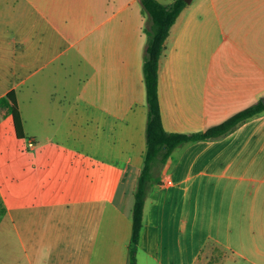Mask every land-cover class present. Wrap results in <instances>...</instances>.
<instances>
[{"label": "crops", "instance_id": "obj_1", "mask_svg": "<svg viewBox=\"0 0 264 264\" xmlns=\"http://www.w3.org/2000/svg\"><path fill=\"white\" fill-rule=\"evenodd\" d=\"M193 1L159 62L171 133L203 131L264 97V0ZM204 5L219 25L215 49L187 51L182 32ZM147 22L140 0H0V98L15 92L34 143L0 264H130ZM191 55L213 63L215 81L182 80ZM136 263L264 264V112L155 169Z\"/></svg>", "mask_w": 264, "mask_h": 264}, {"label": "trees", "instance_id": "obj_2", "mask_svg": "<svg viewBox=\"0 0 264 264\" xmlns=\"http://www.w3.org/2000/svg\"><path fill=\"white\" fill-rule=\"evenodd\" d=\"M140 2L143 13L148 17L147 25L143 30L146 35V46L142 64L147 105L146 150L134 191V204L131 215L132 235L129 248L130 264H137V247L143 226L145 202L153 185L155 169L161 168L177 148L189 143L224 137L242 123L264 112L263 97L251 106L203 131L194 133L165 131L158 97L159 62L165 49V41L169 31L180 13L187 7V4L183 0H176L167 5L158 0H140ZM0 111H5L11 116L16 139H25L15 92L12 91L0 98ZM0 208H2L1 199Z\"/></svg>", "mask_w": 264, "mask_h": 264}, {"label": "rangeland", "instance_id": "obj_3", "mask_svg": "<svg viewBox=\"0 0 264 264\" xmlns=\"http://www.w3.org/2000/svg\"><path fill=\"white\" fill-rule=\"evenodd\" d=\"M193 2L192 7L198 3V0ZM200 12L202 15L197 17L195 21L188 22L186 30L184 29L181 35V46H184L187 51L199 47L215 49V36L219 30V25L215 18L211 16L208 6L204 5ZM179 21L177 20L170 31L171 38H169L167 44L168 52L171 49L173 38L178 33L177 25ZM223 28L227 31L228 26L226 23H224ZM178 51H180V47H178ZM208 62L204 58L203 60H196L191 55L186 63L181 66L182 80L215 81V67L212 62ZM27 141L26 138L23 140L16 139L13 126L8 122V115H0V199L2 201L0 237L8 236L9 233L11 236H15L19 231L23 169L33 157V152L27 149Z\"/></svg>", "mask_w": 264, "mask_h": 264}, {"label": "built area", "instance_id": "obj_4", "mask_svg": "<svg viewBox=\"0 0 264 264\" xmlns=\"http://www.w3.org/2000/svg\"><path fill=\"white\" fill-rule=\"evenodd\" d=\"M27 147H28V149H33L34 143L32 141L31 142H28L27 143Z\"/></svg>", "mask_w": 264, "mask_h": 264}, {"label": "water", "instance_id": "obj_5", "mask_svg": "<svg viewBox=\"0 0 264 264\" xmlns=\"http://www.w3.org/2000/svg\"><path fill=\"white\" fill-rule=\"evenodd\" d=\"M187 5L190 4L193 0H183ZM264 102V101H263Z\"/></svg>", "mask_w": 264, "mask_h": 264}]
</instances>
